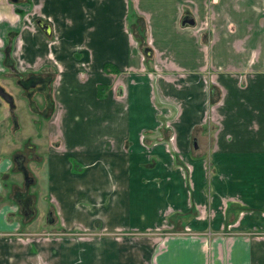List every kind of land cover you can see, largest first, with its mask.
<instances>
[{
    "label": "crops",
    "instance_id": "obj_1",
    "mask_svg": "<svg viewBox=\"0 0 264 264\" xmlns=\"http://www.w3.org/2000/svg\"><path fill=\"white\" fill-rule=\"evenodd\" d=\"M28 75L42 180L25 218L0 160V264H264V0H0Z\"/></svg>",
    "mask_w": 264,
    "mask_h": 264
},
{
    "label": "rangeland",
    "instance_id": "obj_2",
    "mask_svg": "<svg viewBox=\"0 0 264 264\" xmlns=\"http://www.w3.org/2000/svg\"><path fill=\"white\" fill-rule=\"evenodd\" d=\"M17 1V0H12ZM23 80V77L20 76H13V77H2L0 76V87L10 95L12 99V110L9 112L7 104L5 105L0 100V160L5 158L9 159L11 171L5 172V178L11 177L10 180L13 182V187L10 189L9 197L10 201L14 202V191L17 193H21L26 191L28 194H34V188L31 187L33 178L35 175L37 176L38 182L42 180V174H39V170L31 171V169L35 165H39V158H36V161H33L30 157V153L25 148V144L29 143L30 138H36L35 135L37 134V138H40V142L38 141V148H42L45 146V136L47 134V130L45 129L46 124V117L41 113H39V109L41 107V100L39 95L29 93L30 89L23 88L19 85V82ZM208 82V79H204ZM27 94H29L30 98H34L31 107L27 105L28 102ZM1 99V98H0ZM211 113L210 108L206 110V114ZM11 117V118H10ZM168 127V126H167ZM18 150L22 152L23 161L22 166L26 170L27 178L24 179L20 169L15 165L14 161L12 160V154L8 157V153L10 150ZM44 148L40 149L43 150ZM41 166V164H40ZM13 171V172H12ZM28 180V181H27ZM27 181L26 187H24V183ZM34 182V181H33ZM17 193H14L17 196ZM11 194V195H10ZM19 217V216H18ZM22 226L18 232L12 234L14 237H21L25 241H29V239H38L41 237L40 233H38V229L34 224H27L24 223L27 221L21 216ZM19 236V237H18Z\"/></svg>",
    "mask_w": 264,
    "mask_h": 264
},
{
    "label": "water",
    "instance_id": "obj_3",
    "mask_svg": "<svg viewBox=\"0 0 264 264\" xmlns=\"http://www.w3.org/2000/svg\"><path fill=\"white\" fill-rule=\"evenodd\" d=\"M180 25H184V24H187V25H192L193 24V20L191 18L190 15H184L181 19H180ZM36 24L37 26L40 28V30L44 33H48L49 32V27H48V24L46 22H44L43 20H36ZM42 80V79H40ZM30 82V81H33V78H28L26 80H22L21 82ZM43 83H46V79H43ZM26 83H23L22 85H25ZM0 97L6 102L8 103L10 106L12 104V101H11V97L8 93H6L5 91H3V89L0 87ZM18 167V166H17ZM22 173V175L24 176V179H28L30 181L29 178H27V175H26V170L25 168L22 166V164H20V166L18 167ZM27 180V181H28ZM27 181H25L24 183V187H26L27 185ZM16 202L18 203L19 205V211L21 213V215L25 218H27L32 210H31V202H32V199L31 197L24 191V192H21L19 194H17L16 196Z\"/></svg>",
    "mask_w": 264,
    "mask_h": 264
},
{
    "label": "flooded vegetation",
    "instance_id": "obj_4",
    "mask_svg": "<svg viewBox=\"0 0 264 264\" xmlns=\"http://www.w3.org/2000/svg\"><path fill=\"white\" fill-rule=\"evenodd\" d=\"M31 77L33 78L34 82L33 81H30V82H28V81L27 82H21L22 81L21 80L19 82V85H21V87H23V88L30 89L29 90L30 91L29 93H32L33 96H34V94L39 95L40 100H41V105H44L45 98L47 96L46 83H43V78L42 77H40V76H33V75L25 76V77H23V80H26V79L31 78ZM40 79H42V80H40ZM23 83H26V84L25 85H22ZM1 100L4 103H6L2 98H1ZM26 100H28V102H26V103L30 107V109H33V107H31L32 105H30V104H32V102L34 101V98H32V96L30 98L29 94H27V99ZM11 101H12V99H11ZM6 104H7V107H8V111L10 112L12 110V106H10L8 103H6ZM12 160L14 161L15 165L19 167L20 164L23 161V154L20 153V152H14L12 154Z\"/></svg>",
    "mask_w": 264,
    "mask_h": 264
}]
</instances>
